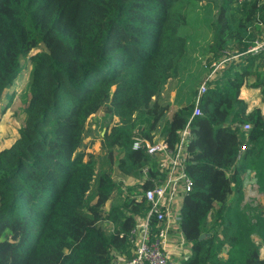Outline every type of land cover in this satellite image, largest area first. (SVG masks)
Wrapping results in <instances>:
<instances>
[{
	"label": "trees",
	"instance_id": "1",
	"mask_svg": "<svg viewBox=\"0 0 264 264\" xmlns=\"http://www.w3.org/2000/svg\"><path fill=\"white\" fill-rule=\"evenodd\" d=\"M204 24L213 43L202 48ZM263 33L264 0H0V103L31 66L24 123L0 152V264L133 259L129 235L150 207L123 196L113 170L141 178L149 165L155 176L154 157L132 148L135 131L174 151L224 60L189 126L181 227L191 254L181 264H264V213L243 203L249 171L264 194V114L240 98L251 77L264 97V55L247 54ZM99 112L100 152L87 153Z\"/></svg>",
	"mask_w": 264,
	"mask_h": 264
},
{
	"label": "built area",
	"instance_id": "2",
	"mask_svg": "<svg viewBox=\"0 0 264 264\" xmlns=\"http://www.w3.org/2000/svg\"><path fill=\"white\" fill-rule=\"evenodd\" d=\"M247 54L264 55V40L256 41L255 45L247 50ZM227 60L212 65V71L201 83L195 98V108L191 119L182 131L180 141L174 151H169L167 144L162 140L150 142L138 135L133 138V150L145 149L156 161V175L151 176L153 168L149 165L141 170L140 186L149 182L150 187L140 189L141 194L134 196L136 201L145 200L149 211L144 217H138L135 227L129 238L134 244L135 257L131 260L121 259L116 264H181L187 260H171L174 251L181 255L190 248L182 233L181 209L184 199L192 192L193 182L187 174L185 156L187 154L190 124L194 117L201 116L200 102L208 90V84L216 79L217 71ZM243 129L250 131L251 125L246 124ZM246 147L241 148V153ZM180 258V257H179Z\"/></svg>",
	"mask_w": 264,
	"mask_h": 264
},
{
	"label": "rangeland",
	"instance_id": "3",
	"mask_svg": "<svg viewBox=\"0 0 264 264\" xmlns=\"http://www.w3.org/2000/svg\"><path fill=\"white\" fill-rule=\"evenodd\" d=\"M262 39H264V36L261 38V40ZM200 45L202 48L204 47L203 44ZM36 51L37 50L33 51L29 56L36 53ZM30 69V63L28 59H26L23 61V70L20 81L17 82L10 90H6L2 97V101L0 103V152L4 149L10 148L13 145L19 136V129L24 123L25 115L23 110L27 101V97L25 95V92L27 91L26 83ZM103 122L104 120L102 112L91 116L87 121V129L94 134L92 138L85 139L83 147L81 148L87 153L97 154L100 152L101 138L99 134L101 132L100 127ZM115 122H117V119H115ZM92 142L93 145H91ZM113 178L118 187L121 189L124 188L126 190L123 196L128 194L129 191H131V195L135 196L136 194L137 197L140 195L141 186L139 184L138 177H126L115 168L113 170ZM251 178L252 176L250 175H248V177L245 176L247 181L246 184H244L245 197L243 203L250 205V207L254 209L260 208L264 213V194H261L258 191L256 180L252 181L250 180ZM117 196L118 191L115 192L113 198ZM109 205L110 204L106 205L107 209ZM190 254V248L185 249L182 255L178 251H174L173 255L171 256V260H183L185 257L188 258ZM261 255L264 257V246H262ZM222 256L226 258V250L223 252ZM118 257L119 256H117V254L114 256L115 263L120 262V258Z\"/></svg>",
	"mask_w": 264,
	"mask_h": 264
},
{
	"label": "crops",
	"instance_id": "4",
	"mask_svg": "<svg viewBox=\"0 0 264 264\" xmlns=\"http://www.w3.org/2000/svg\"><path fill=\"white\" fill-rule=\"evenodd\" d=\"M208 26H209L208 24L203 25V29H204V33H205L204 34L205 39L202 42V44L205 47H207L208 45H212V43H213V41H212L213 35H212V32L208 33L209 32ZM263 36H264V33L262 34V36L260 38H262ZM262 40H264V39H262ZM206 54H207L206 59H208L211 56V54H209V53H206ZM240 57H241V55H235V56H233V60L238 61L240 59ZM224 67H225V63L220 66L218 71H221ZM254 81H255V77H251L248 79V84L246 86H244L241 90L240 98L243 99L247 103L248 112H251L254 109H260L262 114H264V97L261 95V91L259 88H252L250 86L252 83H254ZM176 94H177V81L169 80V82L167 83V85L165 86V89L163 91V97H165V99H167L171 103H173ZM176 109H177V106H172L171 111H175ZM248 175L252 176V178L250 180H252V181L256 180L253 172L249 171L246 174V176L248 177ZM138 180L140 181V178H138ZM246 181H247V179H244V184H246ZM122 190L124 192H126V190L124 188ZM107 204H111V202H108ZM109 207H110V205L108 206V209H107L105 206V210L108 211ZM117 256H119L118 258H120V260L125 259L121 255H117Z\"/></svg>",
	"mask_w": 264,
	"mask_h": 264
},
{
	"label": "water",
	"instance_id": "5",
	"mask_svg": "<svg viewBox=\"0 0 264 264\" xmlns=\"http://www.w3.org/2000/svg\"><path fill=\"white\" fill-rule=\"evenodd\" d=\"M202 239L204 238V236L201 237Z\"/></svg>",
	"mask_w": 264,
	"mask_h": 264
}]
</instances>
